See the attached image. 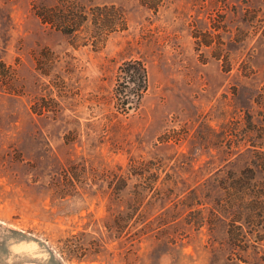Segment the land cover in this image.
Masks as SVG:
<instances>
[{
	"label": "rangeland",
	"instance_id": "374dc122",
	"mask_svg": "<svg viewBox=\"0 0 264 264\" xmlns=\"http://www.w3.org/2000/svg\"><path fill=\"white\" fill-rule=\"evenodd\" d=\"M160 3L0 0V264H264V0Z\"/></svg>",
	"mask_w": 264,
	"mask_h": 264
},
{
	"label": "trees",
	"instance_id": "16d2710c",
	"mask_svg": "<svg viewBox=\"0 0 264 264\" xmlns=\"http://www.w3.org/2000/svg\"><path fill=\"white\" fill-rule=\"evenodd\" d=\"M160 1L140 0L143 5L155 10L160 6ZM121 75L116 92L120 106L126 110L130 105L134 106V101L139 103L148 89L147 68L142 60H128L121 67Z\"/></svg>",
	"mask_w": 264,
	"mask_h": 264
},
{
	"label": "water",
	"instance_id": "95a60500",
	"mask_svg": "<svg viewBox=\"0 0 264 264\" xmlns=\"http://www.w3.org/2000/svg\"><path fill=\"white\" fill-rule=\"evenodd\" d=\"M130 107H131V105H130Z\"/></svg>",
	"mask_w": 264,
	"mask_h": 264
}]
</instances>
